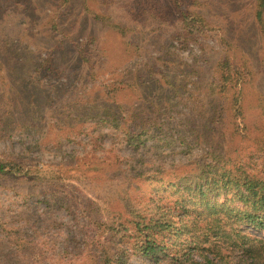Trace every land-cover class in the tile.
I'll return each instance as SVG.
<instances>
[{
    "label": "rangeland",
    "instance_id": "374dc122",
    "mask_svg": "<svg viewBox=\"0 0 264 264\" xmlns=\"http://www.w3.org/2000/svg\"><path fill=\"white\" fill-rule=\"evenodd\" d=\"M200 1L207 5L210 33L203 42L186 51H177L170 39L174 13L170 10L166 19L159 16L160 11L166 13L170 8L168 0H86L85 3L71 0L65 6H59L57 0H0V59L5 64L0 95H5V99L14 96L0 110L12 111L11 123L15 125L23 124L27 113L39 106L38 114L25 122L26 129L3 134L0 150L10 146L19 148L38 140L41 149L29 152L27 163L53 165L60 161L59 155L71 162V168L63 170L66 178L45 182L49 184L24 182L12 176L0 178V217L5 215L0 222L3 229L0 238L14 234L25 218L29 222L27 231L48 257L44 263L67 264L65 259L59 261L57 254L65 246L67 253L62 257H70L71 235L80 239L81 232H77L80 227L68 220L70 215L65 216L63 211L55 227L49 226L53 213L44 210L39 201L50 193L65 196L66 191L71 210H79L81 214L85 203L94 201L107 218L126 204L131 206L134 200L145 202L146 195L158 185L131 179L136 169L148 170L145 176L150 177H165L172 167L180 173L186 164L203 158L207 145L223 148L218 152L220 155L224 147L226 151L237 148L244 159L256 153V142L264 141V51L249 0ZM131 9L133 17L129 14ZM56 14L60 18L59 26L52 33L49 24ZM93 14L109 21L105 26L95 24L91 20ZM111 23L127 26L125 36L109 26ZM87 37L96 38L88 52L96 66L91 77H85L87 65H75L74 48ZM224 51L232 59H247L254 69L251 84L244 90L242 115L234 118L230 116L227 101L207 93L209 65ZM49 56L56 76L42 80L44 89L39 91L28 76L40 59ZM143 65L150 66L151 72L143 69ZM124 70H131V76L124 77ZM134 71L141 78L139 83L145 86L139 90L119 87L112 108L119 107L125 115L132 109H146L145 116L156 122L155 128H149L154 135L132 152L133 145L118 130L106 135L103 149L97 148L92 129L99 120L95 117L102 113L105 116L104 106L100 107L106 99L105 91L113 90L117 81L132 80ZM160 72L170 77L172 89L161 87L163 82L157 81ZM50 89L51 99L46 101L43 95ZM31 95L33 105L28 104ZM154 97L155 102H151ZM217 103L223 104L226 111L221 117L215 114L214 118L211 114ZM64 116L69 119L64 121ZM59 121L62 127L83 124L84 130L57 146L55 132L49 131L48 136L46 133ZM194 137H199L197 143ZM130 180L134 181L133 186H129ZM11 251L15 256V250ZM5 252L0 245V257ZM14 263L19 264L20 259ZM129 263L148 264V260L131 254Z\"/></svg>",
    "mask_w": 264,
    "mask_h": 264
},
{
    "label": "trees",
    "instance_id": "16d2710c",
    "mask_svg": "<svg viewBox=\"0 0 264 264\" xmlns=\"http://www.w3.org/2000/svg\"><path fill=\"white\" fill-rule=\"evenodd\" d=\"M70 1L57 0L59 6L68 5ZM82 2L85 3L86 0ZM168 2L170 8H167L166 13L160 11L159 16L166 19L170 10L171 14L174 13V30L170 34V39L175 44L173 48L186 51L197 42H203L211 27L206 14L207 5L200 0ZM249 4L264 51V0H249ZM129 14L133 17L132 9ZM91 18L95 24L104 26L109 21V18L98 14H93ZM59 20L58 14L51 18L49 25L52 33L57 31ZM109 26L122 36H125L129 29L121 23H111ZM95 41V37H87L74 48L77 61L75 65L84 64L89 67L85 77H91L96 68L88 53ZM52 63V57L49 56L40 59L33 67L28 80L35 89L41 91L44 89L42 80L55 78L57 71ZM143 67L151 70L150 66ZM208 70L210 81L207 93L227 101L230 116H241L246 95L244 90L251 84L253 66L247 59H232L224 51L220 58L209 65ZM4 71L5 64L0 59V78ZM123 72L124 77L131 76V70ZM166 74L157 73V81L163 82L161 87L172 89L170 77ZM1 79L5 81V77ZM130 81L134 82V85L131 86ZM130 81H117L113 90L105 91L106 99L100 106H104L102 110L105 116L102 113L103 117H95L99 120L92 129L97 148L103 149L106 135L118 130H121L127 142L133 145L132 152L144 145V140L154 135L153 129L149 128H155L156 122L145 116L146 109H132L131 113L125 115L119 107L112 108L114 93L119 87L124 90H134L137 87L139 90V87L145 86L139 83L141 78L137 71L133 72ZM51 94V89L44 93L46 101L51 99ZM4 96L0 95V107L9 104L14 97L13 94L7 99ZM32 98L33 95L28 100L29 105H33ZM155 100L154 97L151 102ZM151 104L155 106V103ZM213 108L211 115L214 118L215 114L221 117L226 111L223 104L217 103ZM36 110H39V106L27 113L28 117L23 124L13 125L12 111L1 109L0 138L11 131L26 129L25 122L38 114ZM66 119L69 117L64 116L63 120ZM61 124L62 122L56 123L46 133L48 136L49 131L55 132L57 146H61L62 142L70 140L75 134H82L84 130L83 124L82 127L75 128L73 125L62 127ZM197 138L199 137H194L195 143ZM89 142L91 143V140ZM40 146V142L36 140L28 145L24 143L19 148L11 149L10 146L0 150V178L12 176L24 182L44 184L65 179L63 170L71 168V162L62 160L63 155H59L60 161L53 165L38 161L34 165L27 163L29 152H37L41 149ZM255 147L256 153H250V156L244 159L239 155L237 148H229L226 151L224 147L223 155H220L218 152H222L223 148L217 144L207 145L203 158L186 164L180 173L172 167L170 171H166L165 177L145 176L148 170L136 169L131 179L138 182L153 181L158 185L146 195L145 202L137 203L134 200L131 206L126 204L112 217L106 218L97 203L91 200L85 203L82 214L79 210L72 211L71 199L66 191L65 196H54L50 193L46 199L39 201L43 203L44 210L53 213V221L49 226L55 227L59 214L63 211L65 216L70 215L68 220L80 227L77 232H81L80 239L71 235L70 250H73V253H69L70 257H62L67 253L64 246L63 249L60 248L57 259L61 262L65 259L67 264H130L131 254H136L148 260V264H264V141H257ZM56 148L61 150V147ZM133 184L134 181L130 180L129 186ZM4 218L5 215L2 214L0 222ZM28 224L24 218L14 234H6L0 238V245L6 250L0 257V264H15L18 259L19 264H47L44 261L48 257L36 246L33 234L27 231ZM2 232L3 229L0 228V235ZM12 249L17 256H14ZM21 259H26L27 262Z\"/></svg>",
    "mask_w": 264,
    "mask_h": 264
}]
</instances>
